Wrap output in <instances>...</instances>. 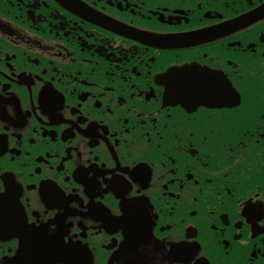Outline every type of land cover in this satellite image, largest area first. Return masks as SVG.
I'll use <instances>...</instances> for the list:
<instances>
[{
    "label": "flooded vegetation",
    "instance_id": "flooded-vegetation-1",
    "mask_svg": "<svg viewBox=\"0 0 264 264\" xmlns=\"http://www.w3.org/2000/svg\"><path fill=\"white\" fill-rule=\"evenodd\" d=\"M0 264H264V0H0Z\"/></svg>",
    "mask_w": 264,
    "mask_h": 264
}]
</instances>
